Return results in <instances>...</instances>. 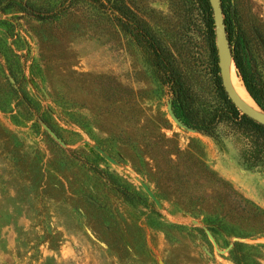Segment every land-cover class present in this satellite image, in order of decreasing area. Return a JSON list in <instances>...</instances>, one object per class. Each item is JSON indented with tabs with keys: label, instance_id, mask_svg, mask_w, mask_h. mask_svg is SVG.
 Returning a JSON list of instances; mask_svg holds the SVG:
<instances>
[{
	"label": "rangeland",
	"instance_id": "1",
	"mask_svg": "<svg viewBox=\"0 0 264 264\" xmlns=\"http://www.w3.org/2000/svg\"><path fill=\"white\" fill-rule=\"evenodd\" d=\"M7 1L0 0V264H264V234L229 238L206 229L203 217L179 211L146 173L164 163L152 147L156 136L174 138L264 210V170L240 160L243 141L231 127L206 136L176 126L167 89L109 15L79 4L42 22ZM149 2L168 15L164 0ZM229 5L264 77V0ZM179 43L197 105L219 107V71L214 77L202 37L190 32ZM117 85L135 93L137 107L121 103ZM21 92L39 103L55 132L23 109Z\"/></svg>",
	"mask_w": 264,
	"mask_h": 264
},
{
	"label": "trees",
	"instance_id": "2",
	"mask_svg": "<svg viewBox=\"0 0 264 264\" xmlns=\"http://www.w3.org/2000/svg\"><path fill=\"white\" fill-rule=\"evenodd\" d=\"M164 1L169 8L168 15L151 8L149 0H58L53 5L49 0L40 5L8 0L6 6H15L23 17L42 22L75 10L79 4H89L100 13L109 15L113 25L140 49L158 83L167 89L172 111L178 120L206 136L212 135L220 124H227L243 141L239 150L240 160L250 168L264 170V126L235 109L218 85V79L215 80V87L220 106L210 111L200 108L183 72L179 40L193 32L202 37L209 51L214 77L218 73L216 21L210 0ZM219 1L236 74L250 97L264 111V77L253 61L248 35L233 15L229 0ZM117 87L124 93L121 103L127 102L131 107H137L135 93L120 85ZM18 97V103L28 114L38 115V122L55 132L44 114L39 115L35 106L39 105L37 101L28 98L24 92ZM118 135L121 137L122 134ZM156 140L152 147L157 149L164 163L160 165L154 162L153 173H146L153 177L161 196L179 211L197 219L203 217L206 229L218 228L220 233L227 232L229 238H253L264 234V210L218 177L193 149L181 151L174 138L169 139L164 135L156 136ZM70 155L76 157L73 151H70ZM91 169L99 177L109 178L101 170ZM122 195H125L123 190Z\"/></svg>",
	"mask_w": 264,
	"mask_h": 264
},
{
	"label": "water",
	"instance_id": "3",
	"mask_svg": "<svg viewBox=\"0 0 264 264\" xmlns=\"http://www.w3.org/2000/svg\"><path fill=\"white\" fill-rule=\"evenodd\" d=\"M210 2H211V5L213 7V11H214V15H215V21H216V56H217V65H218L221 89H222L223 93L225 94L226 98L229 100V102L235 107V109L238 112H240L242 115L247 116L252 121L264 126V117L252 112L251 110L247 109L244 105H242L240 103V101L237 99V97L234 95V93L232 92V90L228 84V81L226 78V73H225L226 52L228 53L232 63H233V60H232V57H231L230 52H229L228 43H227L225 32H224V24H223L222 10L220 7V1L219 0H210ZM234 68H235V66H234ZM244 89H245V87H244ZM249 97H250V95H249ZM251 100L264 113V111L254 102V100L252 98H251ZM167 113H168V116L170 117V119L172 120V122L176 126H178L179 128H181L183 130H186V131L195 132L192 129L185 126L183 123H181L178 120V118L175 116V114L172 111L170 100L167 103ZM109 160L111 162H114L111 158H109ZM144 190L146 191L147 195L154 201V203L157 204L158 200L156 199L154 194L149 190V188L147 186H144Z\"/></svg>",
	"mask_w": 264,
	"mask_h": 264
},
{
	"label": "bare ground",
	"instance_id": "4",
	"mask_svg": "<svg viewBox=\"0 0 264 264\" xmlns=\"http://www.w3.org/2000/svg\"><path fill=\"white\" fill-rule=\"evenodd\" d=\"M225 73L228 84L240 103L252 112L264 117V113L253 103L250 97H248V95L246 94L247 92L244 91L241 84L238 82L235 76L234 65L227 52L225 61Z\"/></svg>",
	"mask_w": 264,
	"mask_h": 264
}]
</instances>
